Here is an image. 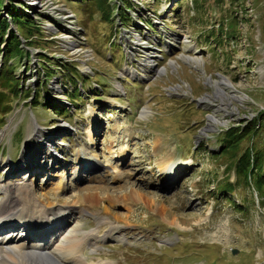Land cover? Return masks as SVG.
<instances>
[{"label": "rangeland", "instance_id": "374dc122", "mask_svg": "<svg viewBox=\"0 0 264 264\" xmlns=\"http://www.w3.org/2000/svg\"><path fill=\"white\" fill-rule=\"evenodd\" d=\"M11 7L39 29H17ZM3 19L22 95L0 87L1 185L72 208L79 236L117 227L122 242L88 262L264 264V187L235 163L248 148L264 171V0H4ZM233 128L243 138L222 153Z\"/></svg>", "mask_w": 264, "mask_h": 264}, {"label": "bare ground", "instance_id": "6f19581e", "mask_svg": "<svg viewBox=\"0 0 264 264\" xmlns=\"http://www.w3.org/2000/svg\"><path fill=\"white\" fill-rule=\"evenodd\" d=\"M186 60L193 63L199 62L193 58H186ZM221 87H228L225 80H220L216 83L217 95H223ZM148 114L149 110L146 109L141 112L142 117ZM209 121V125L217 123L213 117ZM83 152L82 154H84ZM119 154H115V157L121 158L123 153L120 156ZM78 160L81 162H79L81 168L91 170L93 167L92 162L85 159L84 155L79 156ZM163 164L164 161L161 162L163 166L162 170H164L162 174L166 176L165 178L168 181L173 180L176 173H171L170 170L175 171L176 169L164 167ZM114 178L118 180L120 177L117 175ZM2 186L4 185L0 184L1 194H4L0 200V218H4L3 220L0 219L2 224L0 226V235L7 233L9 229H11L9 234L15 231H19V234L11 235L10 237H6L9 234L0 236V264H117L113 261L104 260V262L92 259L88 262V258L84 254L85 249H96V245L104 239L122 242V239L118 236L117 227H109L108 232L101 235L98 228L104 219H101V221L97 219L98 226L96 230L91 231L88 235L79 236L81 225L70 217L69 214L73 211L72 208L67 210V206H62L66 207V209L62 210L61 206H59L57 209H54L55 205H52L43 209L46 206L43 204L42 206L37 201L33 195L31 186L27 183L16 182V184L9 187ZM57 187L60 189V183L57 184ZM132 192L130 190L128 198L130 195L131 198L133 195L137 199L142 198L141 194L138 195V193ZM150 205L151 207L155 206L151 199ZM53 209L55 211L51 213ZM46 213H50L48 216L52 217L48 218ZM38 232L46 235L48 238L38 237Z\"/></svg>", "mask_w": 264, "mask_h": 264}, {"label": "trees", "instance_id": "16d2710c", "mask_svg": "<svg viewBox=\"0 0 264 264\" xmlns=\"http://www.w3.org/2000/svg\"><path fill=\"white\" fill-rule=\"evenodd\" d=\"M3 4H4V0H0V9ZM107 8L109 9V6ZM11 9H12V13L6 19H10L11 23L15 25L17 29L22 27V29L25 30L27 34H31L33 29H36V30L39 29V26H35L34 23L31 20H29L27 17L21 16V13H19V11L15 9V7H11ZM119 14H120V9H119ZM6 19L0 20V43L4 44V49L2 50V56H3L2 64H3V68L4 66L6 67L4 68L3 73L0 77V87L4 89V91H8L9 93H11L13 97H19L22 95L20 91L19 83L16 81L15 78H13L11 75L8 76V73H6L8 71V66L6 63H8V61L12 58V50L9 48V42L12 36H14L13 34L10 33L8 35L7 42H4V39L3 40L1 39V37H4L7 35L6 32L8 30V23ZM28 95L29 93L28 94L26 93L25 96L28 97ZM6 98L7 96L5 95V93L0 92V107H1V104L3 105V103H7L4 106H2L1 109L5 107H10V101H7ZM33 103H36L35 100L33 101ZM1 109H0V114L4 112ZM262 118H264V112L260 114L259 119L261 120ZM235 131L236 129L234 128L228 131V135L226 136L227 140L224 142L221 148L222 153L223 151H225V149L229 147L237 146L239 141L243 138L244 130H242L241 132H235ZM247 149L243 151V153L237 159V162H235L237 164L236 172L239 175V177H241L243 180L246 181V183H247L248 176L252 175L253 177H255L251 185L253 188H256L260 192L261 189L264 187V171L262 169V164L260 162V156L258 155L255 156L254 155L255 153L253 154L252 152L249 154ZM234 156L235 154L232 156V158ZM225 185L232 189L234 186V184L232 183H229V184L226 183ZM231 190L225 189V191L222 190V192L225 194ZM261 195L264 196V193L262 192Z\"/></svg>", "mask_w": 264, "mask_h": 264}, {"label": "water", "instance_id": "95a60500", "mask_svg": "<svg viewBox=\"0 0 264 264\" xmlns=\"http://www.w3.org/2000/svg\"><path fill=\"white\" fill-rule=\"evenodd\" d=\"M236 253V251H233V254H235Z\"/></svg>", "mask_w": 264, "mask_h": 264}]
</instances>
